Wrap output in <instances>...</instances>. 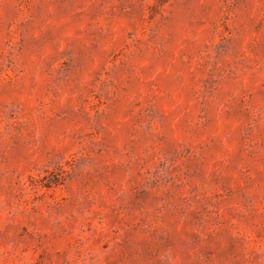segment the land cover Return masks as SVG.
Segmentation results:
<instances>
[{
  "label": "rangeland",
  "instance_id": "1",
  "mask_svg": "<svg viewBox=\"0 0 264 264\" xmlns=\"http://www.w3.org/2000/svg\"><path fill=\"white\" fill-rule=\"evenodd\" d=\"M0 264H264V0H0Z\"/></svg>",
  "mask_w": 264,
  "mask_h": 264
}]
</instances>
